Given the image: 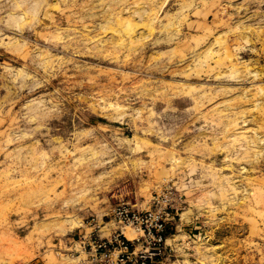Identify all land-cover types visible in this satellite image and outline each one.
Listing matches in <instances>:
<instances>
[{
	"label": "rangeland",
	"instance_id": "obj_1",
	"mask_svg": "<svg viewBox=\"0 0 264 264\" xmlns=\"http://www.w3.org/2000/svg\"><path fill=\"white\" fill-rule=\"evenodd\" d=\"M168 184L163 264H264V0H0V264H84Z\"/></svg>",
	"mask_w": 264,
	"mask_h": 264
},
{
	"label": "built area",
	"instance_id": "obj_2",
	"mask_svg": "<svg viewBox=\"0 0 264 264\" xmlns=\"http://www.w3.org/2000/svg\"><path fill=\"white\" fill-rule=\"evenodd\" d=\"M182 205V196L170 184L152 194L147 208L140 209L129 202L119 203L112 211L116 230L109 237L93 233L81 240L87 256L84 264L170 262L174 251L168 249L169 230L180 216ZM127 228L138 236L129 239L125 233Z\"/></svg>",
	"mask_w": 264,
	"mask_h": 264
},
{
	"label": "bare ground",
	"instance_id": "obj_3",
	"mask_svg": "<svg viewBox=\"0 0 264 264\" xmlns=\"http://www.w3.org/2000/svg\"><path fill=\"white\" fill-rule=\"evenodd\" d=\"M131 233H132V232H131ZM130 235L132 236L133 234H130ZM133 236H134V235H133ZM170 237H172V236H169L168 241H169Z\"/></svg>",
	"mask_w": 264,
	"mask_h": 264
}]
</instances>
